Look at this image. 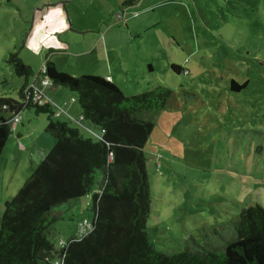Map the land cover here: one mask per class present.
Masks as SVG:
<instances>
[{
  "label": "rangeland",
  "instance_id": "374dc122",
  "mask_svg": "<svg viewBox=\"0 0 264 264\" xmlns=\"http://www.w3.org/2000/svg\"><path fill=\"white\" fill-rule=\"evenodd\" d=\"M43 1L0 0V96L20 99L26 83L9 62L12 53L30 65L29 82L37 86L48 58L76 77L112 73L125 96L156 85L170 88L173 94L143 148L151 195L149 243L166 255L224 249L237 236L242 209L264 207V0H174L176 8L150 0L144 15L163 20L154 29L163 55L153 58V74L139 62L151 53L152 33L132 43L125 37L121 49L105 54L92 42L97 30H88L81 0H68L74 28L56 35L36 25ZM60 41L69 47L62 48ZM172 63L188 74L174 73ZM232 80L248 85L231 91ZM45 93L57 112L66 113L65 106L72 104L81 109L67 88L47 87ZM69 123L85 138L102 137L89 122ZM47 125L48 116L34 109L22 110L19 122L11 124L0 155V221L5 203L56 145ZM103 180L104 172L97 170L91 193L52 209L58 219L49 238L57 252L50 264H60L62 247L88 233L83 223L94 219L93 196Z\"/></svg>",
  "mask_w": 264,
  "mask_h": 264
},
{
  "label": "trees",
  "instance_id": "16d2710c",
  "mask_svg": "<svg viewBox=\"0 0 264 264\" xmlns=\"http://www.w3.org/2000/svg\"><path fill=\"white\" fill-rule=\"evenodd\" d=\"M132 1L124 2L123 7ZM9 62L26 83L20 99L0 96V155L12 133V118L24 109L46 114V130L57 142L20 192L5 203L0 264H50L57 252L49 238L58 219L52 209L91 193L97 170L104 172V180L93 196L94 219L92 223L86 220L91 228H86L89 231L84 237L62 247L58 252L62 264H264V207L260 205L242 209L237 236L222 250L166 255L150 245L151 195L143 148L173 94L170 88L156 85L150 91L125 96L104 77L72 76L47 58L46 72L40 71L42 78L50 81L51 88L64 87L77 95L78 121L89 122L102 132L94 141L60 119L50 102L35 103L33 90L26 91L34 75L32 68L18 54L12 53ZM171 69L188 74L176 64ZM247 85L248 81L238 84L232 80L230 90L239 92Z\"/></svg>",
  "mask_w": 264,
  "mask_h": 264
},
{
  "label": "crops",
  "instance_id": "0c3cea01",
  "mask_svg": "<svg viewBox=\"0 0 264 264\" xmlns=\"http://www.w3.org/2000/svg\"><path fill=\"white\" fill-rule=\"evenodd\" d=\"M82 5L85 7V12L88 19L87 28L91 30H97V38H92V42L96 41L97 46H101L105 54L109 50H119L124 46V38L132 43L136 39H142L144 34L152 33V41L150 40V51L147 53L146 58L139 60L141 67H147L148 73L153 74L156 72L153 58L161 59L163 55V49L160 47V42L157 39V33L154 32L158 26L163 22L160 17L158 21L150 20L144 14L148 13L151 9L152 1L150 0H133L126 7H123L124 2L129 0H81ZM173 8H176L178 4L174 0H165ZM173 1V2H172ZM68 0H49L43 1L44 5L39 9V18L37 27L46 30L51 28V32L56 35L57 33L67 31L73 27V21L70 14V8L67 5ZM119 12L124 13L125 17L119 19L117 14ZM132 12H135L133 14ZM143 17H139L141 15ZM124 25V27L122 25ZM35 25V26H36ZM95 32V31H88ZM155 39V40H154ZM59 46L67 48V43L58 42ZM95 44V43H93ZM69 47V46H68ZM153 52V53H152ZM152 58V59H151ZM109 60V59H108ZM151 64L152 68H149ZM174 64V63H172ZM170 64V67L171 65ZM169 64H166V66ZM181 67V66H180ZM183 68V67H181ZM184 69V68H183ZM110 70V69H109ZM187 70V69H186ZM128 72V71H127ZM110 77V82L119 88L118 80L112 75V73L106 74L104 78ZM67 107V108H66ZM75 111L73 112L72 111ZM64 113L65 119L69 122L80 119L81 109L76 106L66 105ZM73 113H72V112ZM62 116L60 115V118ZM69 118V119H68Z\"/></svg>",
  "mask_w": 264,
  "mask_h": 264
},
{
  "label": "built area",
  "instance_id": "2783aa9c",
  "mask_svg": "<svg viewBox=\"0 0 264 264\" xmlns=\"http://www.w3.org/2000/svg\"><path fill=\"white\" fill-rule=\"evenodd\" d=\"M117 17L119 18V19H123L124 17H125V15H124V13H122V12H119L118 14H117ZM42 73H45L46 72V67L45 66H43L42 67ZM186 73V72H185ZM106 80L107 81H110V77H107L106 78ZM50 81L47 79V78H42L41 80H40V85L39 86H37L35 83H31L29 86H28V88H27V92H29L30 91V89H32L33 90V101L35 102V103H46V102H50L51 104L53 103L48 97H47V95H46V93H45V89L47 88V87H50ZM72 100L74 101V99L72 98ZM59 112V113H58ZM57 112V115H60L61 113H65V112H63V111H58ZM80 119H81V116H80ZM19 120H20V115H15L13 118H12V120H11V123H13V122H19ZM83 226H85L86 228H91V224L90 223H88L86 220L84 221V223H83ZM55 264H59V262H56ZM60 264H62V260L60 261Z\"/></svg>",
  "mask_w": 264,
  "mask_h": 264
}]
</instances>
